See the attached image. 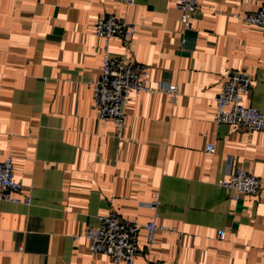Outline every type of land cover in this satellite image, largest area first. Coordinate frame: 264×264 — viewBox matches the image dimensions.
<instances>
[{
	"label": "crops",
	"instance_id": "crops-1",
	"mask_svg": "<svg viewBox=\"0 0 264 264\" xmlns=\"http://www.w3.org/2000/svg\"><path fill=\"white\" fill-rule=\"evenodd\" d=\"M259 7L200 0L186 29L170 0H0V155L32 197L0 200V264H115L86 237L110 211L170 228L152 244L140 232L136 264H264V131L214 121L232 69L252 75L244 104L264 112V29L246 22ZM108 14L135 28L111 51L181 89L176 102L132 93L122 130L93 106L105 44L95 25ZM229 164L261 191L233 200L220 185Z\"/></svg>",
	"mask_w": 264,
	"mask_h": 264
},
{
	"label": "built area",
	"instance_id": "built-area-1",
	"mask_svg": "<svg viewBox=\"0 0 264 264\" xmlns=\"http://www.w3.org/2000/svg\"><path fill=\"white\" fill-rule=\"evenodd\" d=\"M132 5L136 0H119ZM181 11L184 28L189 29L197 11L200 0H170ZM257 11L246 16V22L264 29V0H258ZM135 33L134 26L124 18L114 14L100 17L95 25V34L105 40L103 45V64L100 77L92 82L94 88V109L100 122H114L122 130L125 127L127 109L132 93L148 92L156 94L164 92L176 102L181 89L178 84H151L148 67L128 58L115 55L109 48V41L115 36L129 44ZM252 75L245 69H232L225 74L220 92L215 97L216 110L214 121L217 124H229L248 132L264 131V112L258 108L244 104V97L253 88ZM206 150L214 151V144H207ZM232 164V158L229 159ZM229 164L228 178L220 185L229 192L233 200L243 195H257L261 191V180L258 176L243 167H232ZM23 184L14 176V159L12 156L1 158L0 155V200L30 205L32 197L22 196ZM158 201L151 203L156 205ZM98 226L89 227L86 237L89 250L94 254L109 256L115 264H136L138 254L137 240L144 231L149 244H152L159 230H168V226L160 224L157 216L141 223L138 218H126L116 211H110L99 217ZM221 237L224 233L221 232ZM145 264H150L146 262ZM169 264V263H157ZM176 264V263H170Z\"/></svg>",
	"mask_w": 264,
	"mask_h": 264
}]
</instances>
